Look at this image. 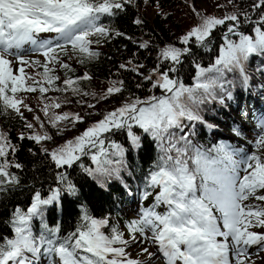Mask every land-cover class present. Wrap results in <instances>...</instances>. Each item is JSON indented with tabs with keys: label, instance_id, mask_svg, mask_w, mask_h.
I'll use <instances>...</instances> for the list:
<instances>
[{
	"label": "snow or ice",
	"instance_id": "1",
	"mask_svg": "<svg viewBox=\"0 0 264 264\" xmlns=\"http://www.w3.org/2000/svg\"><path fill=\"white\" fill-rule=\"evenodd\" d=\"M131 3L133 0H0V114L18 116L28 130L20 132L18 139L41 145V153L61 169L55 175L58 186L49 189L50 195L43 197L37 190L26 210L14 209L8 221L12 234L0 236V264H146L127 251L138 238L155 244L165 264H255L252 256L264 253V232L253 230L264 228V117L256 124L259 132L255 139L249 141L251 150L225 141L211 146L195 141L197 124H205L209 130L218 128L204 120L202 106L218 102L227 107L225 101L233 98V81L228 75L238 72L247 87L246 63L250 57L264 56V0H254L251 11L236 10L222 16L202 13L190 5L197 22L175 43L158 47L157 63L149 74L141 71L143 64L133 60L119 65L161 94L125 101L55 148L43 146L53 140L45 121L39 115L29 121L24 115L22 109L34 110L19 94L39 91L47 101L41 111L58 133L64 130L62 123L75 126L83 122L79 113L53 111L70 102L66 96L62 100L46 94L96 95L81 87L91 75L75 76L68 61L83 65L96 60L101 53L94 45L124 36L102 18L116 16ZM245 25L250 31L244 30ZM220 29L218 55L204 66L196 59L194 48L212 51L214 34ZM149 46V41L139 44L142 49ZM27 51L40 53L44 60L26 57ZM188 57L195 69L191 84L180 75ZM28 67L42 68L37 74L42 80L28 73ZM58 69L64 71L62 81ZM259 71L264 73V67ZM124 87L123 80L111 81L99 98L121 93ZM134 125L150 136L158 149L141 190V198L153 202L142 208L136 219L126 222L128 238L110 217H96L87 209L74 231L59 235V224L49 227L45 213L64 193L77 194L66 169L90 156L95 167L80 164L85 173L106 180L119 178L126 150L108 136L126 130L131 146L138 149L141 136L133 131ZM232 132L236 137L243 135L238 127ZM19 148L0 128V194L20 186V177L12 171L23 168L15 159ZM36 219L40 222L38 234L33 231ZM142 252L149 258L155 255L148 248Z\"/></svg>",
	"mask_w": 264,
	"mask_h": 264
},
{
	"label": "trees",
	"instance_id": "2",
	"mask_svg": "<svg viewBox=\"0 0 264 264\" xmlns=\"http://www.w3.org/2000/svg\"><path fill=\"white\" fill-rule=\"evenodd\" d=\"M253 3L254 0H234L233 4H229L228 0H147V2L145 0H133V3L127 4L124 10L116 16L102 18L103 23L124 33V36H113L107 42L98 46L94 45L101 53L96 60L83 65L76 63L75 60L68 61L75 69V76H81L85 72L91 75L92 79L83 81L81 87L84 91L96 95L74 96L71 93L65 94L55 91H49L46 94L48 97H61L62 100L66 96L70 102L62 104L60 109L53 111L79 113L84 117L83 122L77 123L75 126L62 123L61 128L64 130L58 133L57 129L47 124L48 118L41 111L47 101L41 97L39 91L33 95L32 103L24 101L34 110L28 112L26 109H22L24 115L29 121L34 115H39L41 120L45 121L46 130L53 136V140L43 142V146L49 149L55 148L82 133L93 122L102 119L107 112L119 107L125 101L136 96L143 99L149 95L161 94V90L151 89V84L143 81L141 76L131 71L119 69V65L133 60L136 64H143L144 68L141 71L145 75L149 74L157 63L156 50L158 47L167 43H175L178 36L184 34L197 22L198 18L193 14L190 5L194 4L195 8L202 13L222 16L227 12L236 10L251 11ZM218 5H224V7L221 8ZM255 15L257 14H253V16ZM137 19L142 20L143 23L136 24ZM244 30L250 31L249 26L245 25ZM222 31L223 29H220L214 34L216 39L212 45V51L194 48L196 59L204 66L210 64L218 55V45L221 43L219 37ZM144 41H149V48L142 49L139 47V44ZM191 61L192 57L185 60L180 73L186 84H191L192 78L195 76V69ZM261 67H264V56L250 57L245 65L250 76L247 87L242 84L238 72L228 75L227 78L233 81V86L230 88L233 98L225 101L227 107L218 102L202 106L201 115L207 124L219 125L218 123L225 118L228 126L224 132L233 136L235 135L232 128L239 124L236 120L252 126L257 124L258 120L264 116V73L259 71ZM38 73H42V68H39ZM57 74L61 76L62 81L64 71L58 69ZM38 78L42 80V76L38 75ZM114 80H123L124 90L109 96L107 99H100L99 97L106 92L107 87ZM137 84L142 86L137 88ZM243 103L247 105V109ZM88 104H93L95 107L89 108ZM229 108L237 112V118H233L229 114ZM0 128L10 134L13 143L20 145L15 159L23 165L22 169H12L20 177V186L0 194V236H4L12 234L8 221L14 209L19 206L26 210L37 190L41 192L43 197L50 195L49 189L58 186L55 175L61 169H57L50 158L41 153V145L33 141H20L18 139L20 132L28 131L18 116L0 114ZM196 128L195 141L200 144L211 146L220 141L230 143L228 141L230 139L220 140V138L210 136L215 135L217 128L209 130L205 124H197ZM133 131L141 136V147L138 149L131 146L126 130L116 131L108 136V139L123 145L126 150L125 167L119 178L112 177L106 180L103 177H92L85 173L80 164L89 168L95 167L90 156L81 157V160L73 168L66 169L69 179L76 185L77 194L73 196L64 193L61 201L49 205L45 213V220L49 227L59 224L61 229L59 235H67L75 230L84 209L96 217H110L112 224L119 225L120 230L127 233L126 222L136 218L125 217L121 212V207L128 205L132 197L141 199L144 177L151 170L158 153L156 143L150 136L143 133L135 125ZM236 138L240 141L234 140V144L237 147H245L244 133L241 137ZM29 149H32V152H29ZM145 201L147 203L153 202L152 198ZM33 231L36 234L39 233V219L33 221Z\"/></svg>",
	"mask_w": 264,
	"mask_h": 264
},
{
	"label": "rangeland",
	"instance_id": "3",
	"mask_svg": "<svg viewBox=\"0 0 264 264\" xmlns=\"http://www.w3.org/2000/svg\"><path fill=\"white\" fill-rule=\"evenodd\" d=\"M24 55L30 59H36V60H40L43 61L44 57L38 53V52H32V51H27L24 53ZM38 70L39 68H31L28 67L26 68V71L28 73H30L36 80H40L38 78ZM32 81H28V83H31ZM33 95H35V93H28V92H22L19 96L23 98V100L25 102H31L33 101ZM244 107L247 109V105L245 103H243ZM229 114L233 117V118H237V112L232 109L229 108ZM264 117V116H263ZM236 120V119H235ZM237 123L236 124L237 127L240 129V131L242 133H244L245 135V147L246 149L251 150L252 149V145L249 144V141H253L256 137V135L259 132V129L256 127V125L252 126L250 124H244V123H240L239 120H236ZM218 128L217 130H215V135H210L212 138H220V140H228L232 145L236 146L234 144V140L240 141L239 139H237L235 136L233 135H227L225 134L224 131L227 130V119L223 118L222 122L218 123ZM232 139V140H231ZM243 143V142H242ZM244 147V148H245ZM151 203H147L145 200H143L142 198L139 199L137 197H132L131 202L128 205H124V207H121V212L125 217H134L137 218L141 209L144 207H148ZM159 210H163V208L159 209ZM255 231H262L264 232V228H258V229H253ZM125 232V231H123ZM125 238H128V234L125 233ZM143 248H148V250L150 252L155 253V255L151 258L148 257V255L146 253L142 252ZM127 251L131 254V256L133 258H137L140 260H143L146 262V264H165V261L162 257V255L158 252L157 250V246L155 244H153L151 241H145L143 240V238H138V241L135 243H131L127 249ZM251 251L255 252V248H253ZM252 260L255 262V264H264V253H261L259 255H253L252 256Z\"/></svg>",
	"mask_w": 264,
	"mask_h": 264
}]
</instances>
